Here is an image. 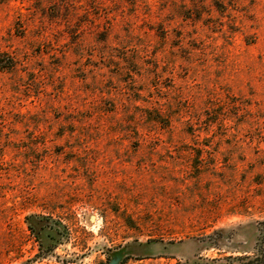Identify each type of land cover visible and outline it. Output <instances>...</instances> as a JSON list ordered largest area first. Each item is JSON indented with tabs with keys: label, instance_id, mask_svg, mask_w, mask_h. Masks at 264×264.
I'll return each instance as SVG.
<instances>
[{
	"label": "rangeland",
	"instance_id": "rangeland-1",
	"mask_svg": "<svg viewBox=\"0 0 264 264\" xmlns=\"http://www.w3.org/2000/svg\"><path fill=\"white\" fill-rule=\"evenodd\" d=\"M0 4V264H239L264 241V0L56 19ZM196 12V11H195Z\"/></svg>",
	"mask_w": 264,
	"mask_h": 264
},
{
	"label": "trees",
	"instance_id": "trees-1",
	"mask_svg": "<svg viewBox=\"0 0 264 264\" xmlns=\"http://www.w3.org/2000/svg\"><path fill=\"white\" fill-rule=\"evenodd\" d=\"M9 0H0V4ZM35 11L41 12L50 18L72 19L89 18L99 19L137 16L140 13L151 14L155 9L170 6L178 9L182 15L202 14L206 0H32ZM223 0H213L214 4H221ZM196 11V12H195ZM14 60L0 58V68L14 67ZM232 260L239 259V264H264V241L253 254L231 256ZM208 264V262L206 263ZM229 264H236L231 261Z\"/></svg>",
	"mask_w": 264,
	"mask_h": 264
}]
</instances>
